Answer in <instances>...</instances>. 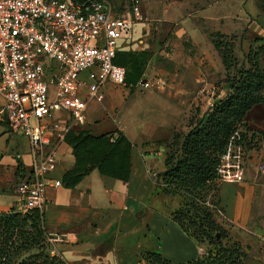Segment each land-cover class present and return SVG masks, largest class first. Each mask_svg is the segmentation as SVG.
I'll use <instances>...</instances> for the list:
<instances>
[{"label":"crops","instance_id":"obj_1","mask_svg":"<svg viewBox=\"0 0 264 264\" xmlns=\"http://www.w3.org/2000/svg\"><path fill=\"white\" fill-rule=\"evenodd\" d=\"M244 18L248 21L246 27L195 28L201 31L208 28V33L219 31L224 34L240 30L244 43L248 44L253 37L264 35V11L256 9L251 13L250 20L247 15ZM169 26L167 22L161 25L143 19L136 21L130 35L118 39L116 50L146 51L145 67L154 57V41L160 39L164 46H168L178 40L176 35L180 34L183 27ZM172 32L176 33L175 37ZM259 62L264 65L262 56ZM135 86L136 83L122 87L106 84L100 101L87 99L85 121L81 128L92 134L118 128L129 138L119 124L117 114L123 109L121 95L124 90ZM171 120L164 122L167 129L172 124ZM243 120L251 129L264 130V104L252 103L245 110ZM150 133L149 127L147 134ZM134 150L127 180L100 174L92 169L71 187L60 184L46 188L42 207L43 223L49 235L51 252L58 254L64 264H76L82 258L92 257L96 253L111 256L112 250L109 248L120 251L123 264H159L141 258L143 251L157 252L173 263H181L198 255L197 242L186 235L169 216V209L177 203L173 200L174 196L153 190V178H150L151 173H147L149 166L154 164L150 163L152 157L144 159V156L138 164L134 161ZM16 152L18 155H15ZM245 155V158H241V166H234L232 157L223 162V172L226 174L217 184L218 206L228 218L240 224H248L249 220L257 216L255 213L259 214V210L264 208V143L258 149L247 150ZM159 157L154 172L162 168V151ZM28 160L25 137L9 133L0 124V210L16 206L18 196L13 185L18 178L20 165H26ZM72 166L71 148L63 140L58 147V160L51 175L60 178L62 172ZM235 171L238 172L236 175ZM170 199L172 201L168 204ZM120 209L125 215L143 211L149 224L148 230L143 233L141 228L138 229V237L134 239L113 234L118 230L129 232L133 228H127L125 222L117 224L114 217Z\"/></svg>","mask_w":264,"mask_h":264},{"label":"trees","instance_id":"obj_2","mask_svg":"<svg viewBox=\"0 0 264 264\" xmlns=\"http://www.w3.org/2000/svg\"><path fill=\"white\" fill-rule=\"evenodd\" d=\"M208 35L227 69L230 55L225 50L226 41L222 39L226 34L212 31ZM261 41H264V35L249 41L244 61L225 82V95L214 98L182 135L172 132L164 141L162 168L153 177L155 192L178 197L176 206L168 211L170 218L186 235L196 242L205 240L211 248L181 263H173L152 251L141 253L144 260L159 264H243L247 253L239 241L225 234L215 219L221 210L217 184L222 178V155L230 147H238V151L245 153L264 143V130L251 129L243 120L245 110L252 103L264 104V100L255 95L264 81V65L259 62L264 45H255ZM146 56V51H115L112 61L124 67L126 85L132 86L141 78ZM63 140L73 155V166L60 176L64 186H73L92 169L100 174L128 179L131 153L137 144L122 130L115 128L92 134L87 129H68ZM215 233H218V239L214 238ZM0 264H64L58 254L51 252L42 208L0 210Z\"/></svg>","mask_w":264,"mask_h":264},{"label":"built area","instance_id":"obj_3","mask_svg":"<svg viewBox=\"0 0 264 264\" xmlns=\"http://www.w3.org/2000/svg\"><path fill=\"white\" fill-rule=\"evenodd\" d=\"M142 18L139 0H0V124L25 137L29 155L13 185L17 210L41 209L46 188L61 184L51 172L64 133L84 123L87 99L100 101L106 84L125 85L112 59ZM238 149L222 155L221 179L224 161H241Z\"/></svg>","mask_w":264,"mask_h":264},{"label":"rangeland","instance_id":"obj_4","mask_svg":"<svg viewBox=\"0 0 264 264\" xmlns=\"http://www.w3.org/2000/svg\"><path fill=\"white\" fill-rule=\"evenodd\" d=\"M128 1L110 0L115 8H123ZM139 9L143 21H155L161 25L167 22L169 27H183L180 34L172 32L173 37L176 35L178 38L173 44L164 46L162 40L154 41V57L141 73V77L149 84L125 89L121 95L123 109L117 114L119 124L130 140L137 144L134 161L139 164L144 156V159L152 157L150 163L154 164L149 166L147 173H151L150 178H153L159 154L161 151L163 154L165 149L164 141L170 138L172 132L182 135L194 125L214 98L225 95V82L244 61L247 51V43H244L241 31L228 32L222 38L229 46L225 48L230 55V64L226 69L207 34L209 29L204 28L201 31L195 27H246L248 21L244 16L247 15L250 20L251 13L256 9L264 11V0H139ZM259 44L264 45V41L255 45ZM260 55L264 60V49ZM255 95L264 100V81ZM168 119H172V124L167 129L164 122ZM82 126H74V130L82 129ZM149 127L151 133L147 134ZM231 154L238 156L240 153L234 151ZM245 154L246 151L239 158H245ZM241 165L239 162L238 166ZM236 172L234 175L238 173ZM177 199L174 195L173 200L176 202ZM171 201L172 199L168 204ZM259 211L248 224L237 223L222 210L215 219L227 236L239 241L247 255L257 257L264 263V208ZM114 219L118 225L125 222L127 228H133L129 232L118 230L113 234H123L134 239L138 237V229L141 228L143 233L148 230V221L141 210L125 215L120 209ZM197 245L198 255L211 248L205 240L197 242ZM109 250H112L111 256L96 253L92 257L82 258L76 264L124 263L117 248Z\"/></svg>","mask_w":264,"mask_h":264},{"label":"water","instance_id":"obj_5","mask_svg":"<svg viewBox=\"0 0 264 264\" xmlns=\"http://www.w3.org/2000/svg\"><path fill=\"white\" fill-rule=\"evenodd\" d=\"M140 81H144V78H141ZM218 233H215L214 238L218 239ZM243 264H264L261 259L253 257L251 255H246L243 259Z\"/></svg>","mask_w":264,"mask_h":264}]
</instances>
